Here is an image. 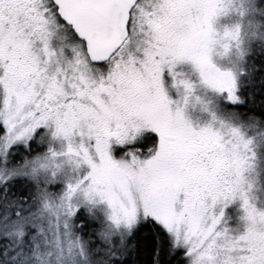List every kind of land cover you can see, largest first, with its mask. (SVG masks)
Returning a JSON list of instances; mask_svg holds the SVG:
<instances>
[{"label":"snow or ice","instance_id":"snow-or-ice-1","mask_svg":"<svg viewBox=\"0 0 264 264\" xmlns=\"http://www.w3.org/2000/svg\"><path fill=\"white\" fill-rule=\"evenodd\" d=\"M225 7L224 0H0V150L54 125L52 135L67 142L63 155L90 169L67 185L60 211L45 222L49 194L10 197L28 175L11 168L0 180V264H34L48 237L57 250L78 249L88 264H141L137 257L148 250L152 264H165L169 240L183 242L191 255L222 247L230 264H264V235L251 228L235 239L216 232L220 217L205 203L240 192L250 142L235 128L223 135L194 130L170 110L161 87L164 65L190 60L204 84L239 101L233 74L210 59L213 19ZM53 20L73 28L81 42L74 60L49 74ZM223 36L239 43L240 29ZM36 40L43 42V61L32 50ZM142 128L158 134L155 154L115 161L110 140L124 145ZM98 203L106 205L104 219L91 214ZM243 207L249 220L264 216L247 198ZM86 227L87 237L75 231Z\"/></svg>","mask_w":264,"mask_h":264},{"label":"rangeland","instance_id":"rangeland-1","mask_svg":"<svg viewBox=\"0 0 264 264\" xmlns=\"http://www.w3.org/2000/svg\"><path fill=\"white\" fill-rule=\"evenodd\" d=\"M263 3L264 0H224L225 9L213 19L212 26L217 34H223L226 30L236 28L237 26L240 29L241 40L238 47L234 43L227 52L219 46L214 47L216 62L221 66L222 70L225 68L226 70L224 71L233 74L236 83L237 78L242 84V81L250 77L249 60L259 52L260 46L264 47ZM48 31V47L55 53L53 60L48 65V72L51 74L56 70L57 66L63 68L67 63L74 60L75 52L78 50L81 41L61 21H51L48 25ZM43 47V42L36 40L32 48L41 61L46 59L42 52ZM135 55L140 59L143 58L142 53H135ZM167 68L171 73L170 77L172 81H175V90H181L185 96V106L182 105V111H180L183 117L185 109L189 108L188 112H192L190 117L193 118L195 116L197 119L202 120L199 122L204 124V128H211L222 135L229 129L235 128L238 129L244 140L250 142L247 153L249 159L244 171L241 173L240 192L230 201L218 200L215 204H212L210 197L205 200L206 205H211L209 209L211 216L220 217L215 231L225 233L226 236L233 239L238 238L247 232L250 224V221L246 219V212L243 207L244 198H247L248 203L255 207L258 212H264V126L255 119H244L235 111L238 105L231 107L228 104L230 102H226L220 94L209 88L207 91L204 89L202 92H200V87L186 89L180 81L183 80L189 83V76L191 75L181 68L180 62H175L171 67L167 65ZM2 71L0 69V73ZM239 102L240 98L235 104ZM53 132L54 125L48 128L41 127L27 141V144L17 143L6 151L0 150V159L2 161L0 180H2L10 175L11 169L8 168V162L11 159L13 149L19 147H23L25 150L29 149V151L25 152H30L32 159L25 158L19 161L15 158V162H19L20 164L16 165H19L18 167H22L28 173L24 179H28L33 185V188H29L30 191L25 189L28 188L25 186L24 192L35 193V196L45 192L49 194L51 208L41 209L45 222L53 213L60 211L57 207L58 200L67 185L74 182L78 176H83L90 171L87 165H78L76 161L69 159L65 155H60V153L66 152L67 142L63 138L54 137L52 135ZM40 133H44V135L41 136ZM32 142L35 143L36 149L34 151L30 149ZM90 143L94 144V141ZM25 152H22L20 156H25ZM52 153L57 154L55 166L41 169L33 177L30 162L35 158L45 159ZM79 199L82 200L83 197ZM40 204L41 201L39 199L36 200V205ZM178 207L180 206L178 205ZM105 213L106 205L98 203L92 208L91 214L104 219ZM209 213H206V216ZM208 223H210V220H206V224ZM257 228L264 230V226L261 225H257ZM175 243L186 250L191 263L193 255L189 254V247L183 242L175 241ZM38 254L39 259H36L34 264H88V261L79 255L78 249L74 248L69 252L68 247L65 246L62 250H57L51 244V237H48L46 243L41 244ZM85 255H87V252Z\"/></svg>","mask_w":264,"mask_h":264},{"label":"trees","instance_id":"trees-1","mask_svg":"<svg viewBox=\"0 0 264 264\" xmlns=\"http://www.w3.org/2000/svg\"><path fill=\"white\" fill-rule=\"evenodd\" d=\"M262 7L264 8V3ZM258 51L259 52H257L249 60L250 77L245 81H242V88L240 90L242 103L236 107L235 111H237L244 119H255L264 126V47L260 46ZM30 149L31 151L36 149L34 142L31 143ZM25 151H29V149L25 150L23 147L13 149L11 152V159L8 162V168L11 169L12 167L19 166L16 165L20 163H16L15 158L19 161L24 160L25 158L32 159L30 152ZM22 152H25V156L23 157L20 156ZM1 167L2 161L0 159V169ZM12 183L19 184L20 181H13ZM23 183L24 187H28L25 189L30 191L29 188H33V185L28 179H23ZM2 191L3 189L1 188L0 192ZM9 196L12 198L27 196L29 200H31L33 197H35V193L30 194L28 192H24V188L23 190H17V188L12 187L9 189ZM76 222L79 223V221ZM95 226L96 224L93 221L90 227ZM76 231L80 232L84 237L89 235V230L87 227L85 229L78 228ZM166 244L170 249V255L166 257L165 264H191L184 248L176 245L174 240H169L166 242ZM137 259L141 261V264H152L150 250H148L146 254L138 256Z\"/></svg>","mask_w":264,"mask_h":264},{"label":"flooded vegetation","instance_id":"flooded-vegetation-1","mask_svg":"<svg viewBox=\"0 0 264 264\" xmlns=\"http://www.w3.org/2000/svg\"><path fill=\"white\" fill-rule=\"evenodd\" d=\"M67 27L72 31V29L69 26ZM210 59H211V62L221 71L226 70L225 68H223L224 70H222L220 68L221 66H219V64L216 62L214 48L210 52ZM178 62H180V66L182 69L190 73L191 76H189V79H190L189 83L192 85L193 88L200 87L201 88L200 92H202L204 89L207 91L209 88L210 90L220 94L222 98L226 100V102H230L228 104L231 107H234L237 105L239 106L241 104V96H240V83L241 82L238 78H237V83H236V95L240 98V102L235 104V103H231L232 101L228 99V93L226 91L221 92V91L212 89L208 87L206 84H204L200 77L199 71L196 69L192 61L181 60ZM170 76H171V73L169 69L167 68V65H164L162 72H161V87L166 95V98L170 102L169 103L170 110H172V112L175 113L177 110L182 111V105L185 106V102H184L185 96L181 90L179 91H177V89L175 90V86H174L175 81H172ZM188 110L189 108L187 110L185 109L184 117H183L184 120L194 130L198 131L204 128V124L199 122L202 120L197 119L194 116V114H193L194 117L191 118L190 116L192 112L191 111L188 112ZM158 140H159L158 134L154 130L150 128H142L139 131V134L137 135L133 143L126 142L124 145H119L115 142V138H112L110 140L109 152L112 158L117 162H120V161L130 162L131 155H129V153L137 155L143 161V160L151 158V156L155 154V151L158 148Z\"/></svg>","mask_w":264,"mask_h":264},{"label":"clouds","instance_id":"clouds-1","mask_svg":"<svg viewBox=\"0 0 264 264\" xmlns=\"http://www.w3.org/2000/svg\"><path fill=\"white\" fill-rule=\"evenodd\" d=\"M240 40H241V33L239 37V42ZM234 43L236 44L237 47L239 46V43L230 41L229 39L224 38L223 34H217L215 36V44L213 45L212 50L214 47L219 46L221 49L227 52L231 49ZM138 134L139 132L134 133L132 136H130L128 139V143H133ZM56 155L53 156L51 154L45 159L35 158L33 161L30 162L31 170L32 168H36L37 171H39L41 169L50 168V167L55 166ZM60 155H63V153H60ZM67 157L72 160L74 159L69 156ZM41 165H44V167H41ZM254 209L256 213L264 214V212H258L255 207ZM247 220L250 221L247 231L251 228L258 235H264V230H260L257 228V225L264 226V216L256 215L253 220H249V219ZM191 264H230V257L225 252H223L222 247H214L210 252L202 254L201 256L193 255Z\"/></svg>","mask_w":264,"mask_h":264},{"label":"water","instance_id":"water-1","mask_svg":"<svg viewBox=\"0 0 264 264\" xmlns=\"http://www.w3.org/2000/svg\"><path fill=\"white\" fill-rule=\"evenodd\" d=\"M73 29V28H72ZM74 33L77 35V37L80 39L79 35L75 32V30L73 29Z\"/></svg>","mask_w":264,"mask_h":264}]
</instances>
